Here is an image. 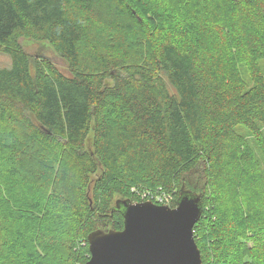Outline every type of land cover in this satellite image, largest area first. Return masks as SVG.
<instances>
[{
  "label": "trees",
  "instance_id": "obj_1",
  "mask_svg": "<svg viewBox=\"0 0 264 264\" xmlns=\"http://www.w3.org/2000/svg\"><path fill=\"white\" fill-rule=\"evenodd\" d=\"M0 53V264H86L138 190L264 264V0H0Z\"/></svg>",
  "mask_w": 264,
  "mask_h": 264
},
{
  "label": "water",
  "instance_id": "obj_2",
  "mask_svg": "<svg viewBox=\"0 0 264 264\" xmlns=\"http://www.w3.org/2000/svg\"><path fill=\"white\" fill-rule=\"evenodd\" d=\"M122 230H94L86 264H203L194 227L202 216L200 196L184 195L177 206L121 201Z\"/></svg>",
  "mask_w": 264,
  "mask_h": 264
},
{
  "label": "rangeland",
  "instance_id": "obj_3",
  "mask_svg": "<svg viewBox=\"0 0 264 264\" xmlns=\"http://www.w3.org/2000/svg\"><path fill=\"white\" fill-rule=\"evenodd\" d=\"M21 41L24 43L26 50H28L31 54H36L39 50H41L44 54H48L50 55L54 61L58 64L59 68L66 74H68V71L66 69H64L63 65H66V63L63 61V59L59 58L51 49V47L49 45H42L39 43H36L34 41H30V40H23L21 39ZM10 64V57L7 56L4 53H0V66H7ZM138 193L141 194V191L138 190ZM139 201H149V200H145L142 198H139ZM164 204H168L169 203H162V205Z\"/></svg>",
  "mask_w": 264,
  "mask_h": 264
},
{
  "label": "built area",
  "instance_id": "obj_4",
  "mask_svg": "<svg viewBox=\"0 0 264 264\" xmlns=\"http://www.w3.org/2000/svg\"><path fill=\"white\" fill-rule=\"evenodd\" d=\"M137 193H138V191H137ZM139 195L141 196L142 199L153 201L157 204L170 203V200H171V195L166 193V192H163L161 190H159L156 193H152L148 190H142L141 194H139Z\"/></svg>",
  "mask_w": 264,
  "mask_h": 264
}]
</instances>
